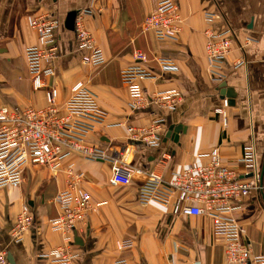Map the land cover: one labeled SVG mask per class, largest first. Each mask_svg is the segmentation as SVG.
<instances>
[{"label": "crops", "instance_id": "0c3cea01", "mask_svg": "<svg viewBox=\"0 0 264 264\" xmlns=\"http://www.w3.org/2000/svg\"><path fill=\"white\" fill-rule=\"evenodd\" d=\"M160 1L0 0V107L45 108L47 90L57 88L56 104L64 111L73 85L82 81L106 112L87 141L112 159L127 150L129 165L137 169L131 183L113 185L111 160L94 161L79 152H72L57 170L26 165L20 185L0 187V246L15 264H51L42 255L66 245L65 234L53 230L50 221L61 212L55 198L71 183L70 164L83 174L79 185L90 193L91 202L73 232L70 249L77 256L71 264H114L121 259L126 264H224L225 241L214 235L210 215L174 214L171 204L159 200L142 203L140 183L149 171L168 183L177 172L207 164L208 154L219 146L224 162L242 178L251 173L240 159L247 147L254 148L264 186V0H174L184 19L182 30L178 39L164 41L144 28ZM84 9L89 10L84 24L105 54L101 66L83 62L86 51L79 49L74 23H69L70 14ZM42 14L59 21L54 31L58 52L52 60L55 73L38 89L25 52L40 44L30 20ZM226 29H232L233 48L224 62V78L217 81L209 74L206 31ZM138 52L146 60L138 61ZM158 58L174 59L178 71H164ZM239 60L245 62L236 67ZM138 63L154 77L139 81L148 103L132 109L121 72ZM169 90L181 94L175 110L151 101L155 93ZM224 99L229 102L227 126L215 113ZM156 120H162L157 146L131 138L128 125L148 127ZM173 127L179 129L178 140L171 134ZM24 206L35 221L16 243L12 229ZM235 216L246 228L243 242L254 255H264V191L253 190ZM120 241L131 245L121 249Z\"/></svg>", "mask_w": 264, "mask_h": 264}, {"label": "built area", "instance_id": "2783aa9c", "mask_svg": "<svg viewBox=\"0 0 264 264\" xmlns=\"http://www.w3.org/2000/svg\"><path fill=\"white\" fill-rule=\"evenodd\" d=\"M89 10H81L74 21V29L78 47L86 51L83 62L92 66H101L106 62L105 54L96 46L93 35L84 24V15ZM183 16L179 5L174 0H161L154 12L144 22V28L151 31L156 39L176 40L182 30ZM31 27L39 35V45L26 48V59L30 74L34 78L35 87H45L44 79L55 73L52 65L58 47L54 45V31L59 21L50 14L35 16L30 20ZM206 53L210 76L217 81L224 78L223 66L225 59L233 48L232 29L221 32L206 31ZM250 38L245 41L249 43ZM138 61L146 60V56L138 52ZM164 71H178V65L172 58H158ZM245 61L236 62V67ZM122 79L130 89L132 109H139L148 103L147 96L139 85L140 80L153 78V74L140 63L124 68ZM59 92L57 88L47 90L48 106L41 109L20 106L0 107V187L18 186L23 181V168L30 164H39L57 170L64 160L72 153L79 152L83 157L94 161L112 162L110 183L113 185L129 184L137 169L128 161V151H123L118 159H112L108 152L87 141V137L98 124H102L106 112L99 106L95 93L82 81L75 83L71 96L65 103L64 111L56 104ZM181 99L176 90L158 92L151 101L164 108L175 110ZM229 102L223 100L215 113L222 117L224 126L228 124L227 107ZM162 120H156L151 126L136 128L128 125L133 140L145 141L147 144H159L158 129ZM207 164L192 167L174 174L173 179L166 183L155 171L146 173L140 183V200L148 203L159 200L172 205L174 214L199 216L208 214L213 218L214 235L225 241L224 264H264V255H254L250 244L243 242L246 228L235 216L242 208L245 198L253 190L261 193L264 186L260 183L261 170L257 163L254 148L247 147L241 165L248 178L226 164L219 146L208 154ZM74 165L68 166L71 183L66 190L56 195L61 212L50 223L55 231L65 234L66 245L58 247L42 256L50 258L51 264H71L77 256L71 249L73 232L78 220L85 218L91 207L90 193L79 184L82 173L75 172ZM35 218L28 206H24L18 221L12 229L15 242L23 240L24 231L30 229ZM130 242L120 241L119 248L130 246ZM126 260H117L114 264H126ZM0 264H11L6 252L0 246ZM178 264H202L181 262Z\"/></svg>", "mask_w": 264, "mask_h": 264}, {"label": "water", "instance_id": "95a60500", "mask_svg": "<svg viewBox=\"0 0 264 264\" xmlns=\"http://www.w3.org/2000/svg\"><path fill=\"white\" fill-rule=\"evenodd\" d=\"M75 17H76V14L75 13H72V14H70L69 15V17H68V19H69V23L71 24H73L74 23V21H75ZM226 92V90H223L222 91V94L224 95V94H226L225 93ZM231 93L232 91L230 90V89H228V93ZM227 97H230L229 96V94H228V96ZM178 130V132H179V129H175L174 127L173 128H170V131H171V134H173V136L175 137V140H178V134H175V132ZM177 132V133H178ZM263 175H264V170H263V173H262V179H263ZM8 259H9V261H10V263L11 264H15V262L13 261V259L10 257V256H8Z\"/></svg>", "mask_w": 264, "mask_h": 264}]
</instances>
